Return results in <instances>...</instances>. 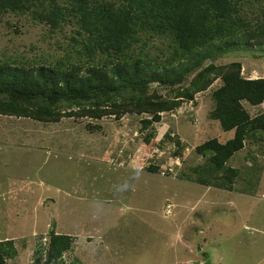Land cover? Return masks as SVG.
<instances>
[{
  "label": "rangeland",
  "instance_id": "1",
  "mask_svg": "<svg viewBox=\"0 0 264 264\" xmlns=\"http://www.w3.org/2000/svg\"><path fill=\"white\" fill-rule=\"evenodd\" d=\"M69 30L52 33L28 16L8 15L0 24V64L41 51L63 55L58 42L65 44ZM257 50L245 58L226 54L217 63L241 61L244 77H264V49ZM220 84L163 113L162 121L147 129L146 115L45 124L0 116V239L11 233L7 238L16 240L19 251L9 264H33L38 243L44 249L49 244L39 236L47 237L52 227L76 238L64 256L67 263L79 258L85 264H264L261 145L247 141L229 162L243 172L232 190L180 179L206 163L197 146L233 136L210 118L211 93ZM154 88L163 98L177 90ZM243 104L252 116L264 111V103ZM152 133L160 142L153 149L143 144ZM178 140L186 146L184 158L174 157ZM152 165L158 174L150 173ZM167 168L173 173L165 177Z\"/></svg>",
  "mask_w": 264,
  "mask_h": 264
},
{
  "label": "trees",
  "instance_id": "2",
  "mask_svg": "<svg viewBox=\"0 0 264 264\" xmlns=\"http://www.w3.org/2000/svg\"><path fill=\"white\" fill-rule=\"evenodd\" d=\"M8 15L28 16L52 33L69 27L70 35L65 44L58 42L63 55L41 51L0 64V116L57 123L148 115L142 120L147 129L162 121V113L193 102L220 81L211 93L210 118L233 136L197 146L206 163L180 179L232 190L243 174L229 165L233 156L247 141L264 152V111L252 116L243 105L264 103V77H244L241 61L217 63L226 54L245 58L251 50L264 49V0H0V24ZM153 85L177 90L163 98ZM154 137L149 134L143 144L159 146ZM165 137L172 139L168 133ZM176 145L174 157L184 158L186 146L180 140ZM149 171L158 174L159 168L152 165ZM171 172L167 168L164 176ZM49 236L48 248L38 243L33 264H85L79 258L64 260L75 237L55 230ZM18 255L15 241L0 239V264Z\"/></svg>",
  "mask_w": 264,
  "mask_h": 264
},
{
  "label": "clouds",
  "instance_id": "3",
  "mask_svg": "<svg viewBox=\"0 0 264 264\" xmlns=\"http://www.w3.org/2000/svg\"><path fill=\"white\" fill-rule=\"evenodd\" d=\"M200 94H201V93L197 94L196 97H197L198 95H200ZM195 100H196V98H195ZM195 100H194V101H195ZM194 101H193V102H194ZM214 104H215V102H214ZM243 105H244V104H243ZM214 108H215V106H214ZM212 111H213V110H212ZM211 113H212V112H211ZM162 114H163V113H162ZM162 114H161V115H162ZM210 115H211V114H210ZM146 116H147V118L149 117L148 115H146ZM26 119H27V118H26ZM214 122H215V121H214ZM39 123H41V122H39ZM44 124H45V123H44ZM220 142H221V141H220ZM204 143H205V142H204ZM244 148H246V142H245V145H244V147L242 148V150H244ZM242 150H240L239 152H241ZM239 152H237V153H239ZM237 153H236V154H237ZM234 156H235V155H234ZM234 156H233V157H234ZM231 160H232V159H231ZM226 190H227V189H226ZM55 227H56V225H55ZM56 229H57V227H56ZM53 230H55V229L52 227V230H50L49 232L47 231V233H46L47 237L49 236V233H50L51 231H53ZM55 232L59 234L58 231L55 230ZM67 235H69V234H67ZM42 236H44V235H42ZM71 236H72V235H71ZM47 237L44 236V238H41V236H39V240L41 239V242L46 243V242H48V240H50V236H49L48 239H47ZM5 239L16 241V240H14V239H8L7 237H6ZM39 240H38V241H39Z\"/></svg>",
  "mask_w": 264,
  "mask_h": 264
},
{
  "label": "crops",
  "instance_id": "4",
  "mask_svg": "<svg viewBox=\"0 0 264 264\" xmlns=\"http://www.w3.org/2000/svg\"><path fill=\"white\" fill-rule=\"evenodd\" d=\"M24 188H25V187H24ZM10 235H11V233H7L5 237H8V236H10Z\"/></svg>",
  "mask_w": 264,
  "mask_h": 264
}]
</instances>
